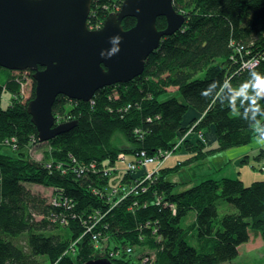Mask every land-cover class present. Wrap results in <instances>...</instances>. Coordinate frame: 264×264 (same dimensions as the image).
I'll return each mask as SVG.
<instances>
[{
	"label": "trees",
	"instance_id": "16d2710c",
	"mask_svg": "<svg viewBox=\"0 0 264 264\" xmlns=\"http://www.w3.org/2000/svg\"><path fill=\"white\" fill-rule=\"evenodd\" d=\"M107 3L93 0L96 13L89 17V25L96 27V21L107 18L109 12L103 8ZM174 5L186 15V23L163 38L141 75L130 82L103 87L86 102L59 95L53 106L55 124L78 123L49 140L54 149L45 161L29 158L28 153L40 145L28 112V102L35 97L33 70L27 69L33 78L27 99H23L13 76L7 84L0 83V264H40L39 257H46L52 264H84L96 257L95 244L98 246L90 233L81 237L85 221L92 215L96 220L93 233L104 231L103 226L109 224L105 230L111 239L109 249L133 247L135 235L139 241L140 235H147L146 241L155 244L157 237L156 257L144 264H220L237 257L252 234L264 241V179L250 185L232 177L206 179L186 190H176L175 182L167 179L166 168L162 167L153 175L154 180H145L146 192L139 189L113 205L112 178L132 186L146 173L144 169L130 173L118 168L117 164L126 162L119 153L126 154L130 161L141 150L148 155L170 150L178 135L194 123L195 130L215 128L217 150L252 143L264 135V115L257 117L255 110L238 99H250L256 106V96H248V81L251 73H264V0H174ZM135 23V17L123 20L125 28ZM157 25L166 28V18L158 17ZM253 58L258 64L247 67ZM22 73L23 81L27 80ZM7 88L9 98L4 95ZM170 90L171 97L162 99ZM258 106L264 107V99ZM117 132L130 142L126 148L113 144ZM121 141L116 139L117 144ZM4 146L13 148L11 154ZM263 153L264 144L256 155L258 159H264ZM92 160L102 167H112L111 173L104 176L92 169L81 173V161ZM120 170L125 179L118 174ZM115 172L117 176L113 177ZM25 182L56 189L54 195L61 191L70 199L72 209L53 206ZM157 197L162 198V204L157 203ZM137 199L147 201V206L141 203L129 208ZM220 199L231 203L236 212L220 216ZM192 210L197 213L196 245L189 241L192 228L181 226ZM148 221L151 229L141 232L140 227ZM24 234L28 236L26 249L13 240ZM133 254L124 251L110 257L116 264H132Z\"/></svg>",
	"mask_w": 264,
	"mask_h": 264
},
{
	"label": "water",
	"instance_id": "95a60500",
	"mask_svg": "<svg viewBox=\"0 0 264 264\" xmlns=\"http://www.w3.org/2000/svg\"><path fill=\"white\" fill-rule=\"evenodd\" d=\"M93 0H0V66L33 70L35 97L28 112L40 141H49L78 121L55 124L53 106L59 95L90 101L107 86L134 80L164 37L181 30L186 15L174 0H123L102 28L92 30L88 18ZM166 18L160 29L158 17ZM135 17L125 28L123 20ZM119 35V51L111 54L109 38ZM102 53H104L102 55ZM84 264H116L96 256Z\"/></svg>",
	"mask_w": 264,
	"mask_h": 264
},
{
	"label": "rangeland",
	"instance_id": "374dc122",
	"mask_svg": "<svg viewBox=\"0 0 264 264\" xmlns=\"http://www.w3.org/2000/svg\"><path fill=\"white\" fill-rule=\"evenodd\" d=\"M117 0H108V3H112ZM23 71H11L8 69L2 68L0 69V83L7 84L8 81L11 80L13 76V80L17 81L18 84H20V92L23 94V99H27L33 89V78L28 73L29 71L24 70L27 76V80L23 81ZM16 76V77H15ZM17 78V79H16ZM20 78V79H19ZM26 79V78H24ZM6 86V85H5ZM8 88L5 90L4 95L9 98L11 94L9 93ZM116 94V92H115ZM180 94V93H179ZM25 97V98H24ZM163 99L166 98V96L162 97ZM22 100V99H21ZM93 100V99H91ZM3 105L6 106V102L3 101ZM70 108V107H69ZM200 116V120H201ZM63 118V117H61ZM61 120V119H60ZM196 123L193 124L192 128L182 132L183 135H178L179 142L182 141V145L179 146V148L172 152L171 156L165 161V165L168 167H165L164 173L167 174V179L172 180L175 182L176 190H186L191 187H187L188 184L186 180L179 179V173L181 171H187L189 170V179L192 182H195L196 184L206 180V179H217L220 180L222 178L226 177H232V178H239L243 181L245 185H250L254 181L263 180L264 179V159H258V156H253L254 151V144L248 143L244 145H238L235 147H231L225 150L218 149V142L215 141L213 143L208 135L207 131L202 130H195ZM217 138V135H216ZM116 139H122V141L117 144ZM50 141H40V145L30 148L29 158H36L39 160H46L49 158L47 154H52V150L54 149V144L49 143ZM113 144L115 146H119L120 148H126V144H130L126 140L125 135L117 132L113 136ZM184 145V147H183ZM5 150H7V153L11 154V149L8 148L10 146H4ZM102 151V150H101ZM27 153V154H28ZM179 154H183V156L190 157L188 160L185 159V161H181L179 163ZM264 155V153L262 154ZM248 156V157H246ZM253 157V158H252ZM178 158V159H177ZM176 160L175 163H172L169 165L170 160ZM178 162V163H177ZM188 162H195V165L191 167H186L180 169L183 165L189 164ZM155 165V168L157 167V163H151ZM163 164V166H164ZM153 165L149 166V170H151ZM191 168V169H190ZM161 169V168H160ZM137 169L133 171L134 173H137ZM160 171V170H159ZM118 172H115L113 177L117 176ZM120 177L123 175L125 179V173L124 171H120L118 173ZM143 176V174H142ZM122 178V177H121ZM127 180V178H126ZM111 182L113 184H116V181L114 178L111 179ZM120 182V180H119ZM117 182V183H119ZM195 184V185H196ZM25 185L30 188L33 192L42 194L43 196L47 197L49 200L51 199L53 189L50 187L38 184V183H31V182H25ZM194 186V185H193ZM127 186L125 185V188L120 196V199L127 198ZM119 196V195H118ZM116 197V196H115ZM117 200V197L115 198ZM138 200V199H137ZM145 202V201H144ZM134 203V202H133ZM143 203L142 200L139 201V204ZM133 207V206H132ZM217 207L219 210V215L224 216L225 214H232L236 212V208L229 203L227 200H218L217 201ZM196 217L197 213L196 210H192L186 217L182 219L181 226L182 227H191V235L189 236V241L191 244L196 245L197 243V230H196ZM66 235H68L66 233ZM138 236V235H137ZM146 236H144L143 241L140 243L139 239H136V235L133 237L134 245V251H133V257H132V264H144V258L149 256L150 259H154L156 257V254L159 250V239L156 237V244L155 243H149L146 241ZM79 239V238H78ZM14 242L26 249V244L28 240V236L26 234L19 236L16 239H13ZM116 240V239H115ZM146 241V242H145ZM117 244L120 243L116 240ZM97 251L95 252L96 256H105L107 253L109 257L111 256V239L105 238L102 241L97 243ZM128 245V244H127ZM73 244L71 245V247ZM126 245H122L120 247L121 253L116 254L117 256L122 255L125 249ZM110 252V253H108ZM127 252V251H126ZM149 259V260H150ZM39 263L40 264H52L51 262H48V259L46 257H39ZM56 264V263H53ZM128 264V263H124ZM130 264V263H129ZM220 264H264V241L260 235H251V240L247 243H244L240 247V252L237 257H235L232 260L222 262Z\"/></svg>",
	"mask_w": 264,
	"mask_h": 264
},
{
	"label": "built area",
	"instance_id": "2783aa9c",
	"mask_svg": "<svg viewBox=\"0 0 264 264\" xmlns=\"http://www.w3.org/2000/svg\"><path fill=\"white\" fill-rule=\"evenodd\" d=\"M122 4H123V0H117V1H114L112 3L104 4L103 8L105 9L106 13L107 12H109V13L117 12L121 9ZM92 11L93 12H92V14L90 13L89 17L93 16V15L95 16V13H96L95 9L94 10L92 9ZM105 20H106V18H105ZM105 20L96 21V23H98V25L96 27L91 25L92 24L91 22H88V26L92 30L100 29L103 27ZM89 23H91V24L89 25ZM249 53H251V52H249ZM249 53L247 52V55H250ZM257 64H258V61L256 60V58H253V60L248 63L247 67H252V66L257 65ZM181 144H182V141L179 142V140H178L176 142V144L170 150H160L155 155H148L145 150H141L136 154L137 157L134 160H130V161L126 160V154L119 153L118 157L120 159H123L124 161H126V162H123L126 165V168L123 170H127L130 173H133V171H135L137 169H144V170H146V173L143 174L142 178L135 179L134 180L135 184L132 186H128V184H125L123 181H120L119 183H116V184H112V189H111L110 193H111V196L114 197L113 205H116V204L120 203L122 200H124V198L120 199V196H121V194L125 188V185L127 186V189H128L127 197L134 194V193H138L139 189H140V193L146 192L148 189V186L144 183L145 180H147V179L154 180L153 175L158 173V171L160 170V168H162L165 161L171 156L173 150L175 151ZM151 163H157V167L154 168L152 171H149L148 165ZM81 164L83 166V168H81V171H80L81 173H83V171H86L87 169L95 170V173H101L104 176L109 175V173H111L110 169L112 167H108V166L102 167V166H100V164L96 160L95 161L92 160L90 162H82L81 161ZM48 166L51 167L50 164H48ZM54 191H56V189H54ZM54 191H53V194H52L51 199H50L51 204L55 207L57 206V207H64L65 209H67V208L72 209V204H71L70 199L68 200L67 197L61 191L59 192V194L54 195ZM115 196L117 197V200H115V198H116ZM156 199H157L158 204H162V202H161L162 198L161 197L160 198L157 197ZM139 201L140 200H135L134 203L129 208L133 209L134 207L140 205ZM142 204L144 207H146L147 201L143 202ZM172 206H173L174 211L176 212L177 209L175 208L174 205H172ZM94 216L95 215L89 216L88 220L85 221V230H84L83 234L81 235V237L90 233L92 241L95 243H98V242L102 241L103 239L110 237L109 235H107L105 233V230L109 227V224L103 226V228L105 229L104 231H102V232L99 231L97 233H93L92 230L95 228L94 225L96 222ZM149 225L151 226L150 221L146 222V224L141 226L140 227L141 232H143V230H145V229H151ZM156 232H157V230L153 228L152 233L155 234ZM144 236L145 235L142 234L139 236V238L143 240ZM78 240H80V238ZM125 249L128 252L134 251V248L131 246H126ZM72 251L74 252L75 249L73 248ZM111 251H112L111 256L118 254V253L119 254L121 253V250L119 248L116 250L111 249ZM149 259H150L149 256L145 257L144 262H148Z\"/></svg>",
	"mask_w": 264,
	"mask_h": 264
},
{
	"label": "clouds",
	"instance_id": "9594fccd",
	"mask_svg": "<svg viewBox=\"0 0 264 264\" xmlns=\"http://www.w3.org/2000/svg\"><path fill=\"white\" fill-rule=\"evenodd\" d=\"M91 10H92V8H91ZM90 13H91V11H90ZM121 39L122 38L119 35H116V36L109 38V43L113 45L112 49L110 50L109 55L115 54L116 52L119 51V44H120ZM103 54L104 53H102V55ZM19 71H24V70H19ZM248 83H249L248 96L249 97L256 96V98H257L256 99V106H253L252 101L250 99L245 100L244 97H238V99L244 100V103L247 107H249L251 110H255L257 117H259L260 115H264V107L258 106L259 101L264 99V88H257L256 87V85L264 84V73H260V72L251 73ZM208 88L211 89L212 85L209 84ZM201 95H204V90H202ZM206 98H208V97H206ZM228 99L230 100L231 96H229ZM225 102L227 103V101H225ZM229 107H231V105H229ZM260 140L264 141V135L260 136ZM53 191H54V189H53Z\"/></svg>",
	"mask_w": 264,
	"mask_h": 264
},
{
	"label": "crops",
	"instance_id": "0c3cea01",
	"mask_svg": "<svg viewBox=\"0 0 264 264\" xmlns=\"http://www.w3.org/2000/svg\"><path fill=\"white\" fill-rule=\"evenodd\" d=\"M261 88H264V85L261 87ZM172 94V90H170V92L169 93H165L163 96H166V98H169V97H171V96H168V95H171ZM162 96V97H163ZM165 98V99H166ZM163 99V98H162ZM193 115H196V113L194 112L193 113ZM207 132H208V135H209V138H210V140L213 142V143H215V141H217V138H216V130H215V128L214 127H212V128H210L209 129V131L207 130ZM253 142H255V144H254V148L255 149H253V150H255L254 151V154H253V156H256L257 154H259L260 153V148L262 147V145L264 144V141H261V140H255V141H253ZM252 142V143H253ZM189 157L188 156H186V158H185V156H183V154H179V160H177V161H179V163L181 162V161H185V159H188ZM253 158V157H252ZM178 159V158H177ZM175 161L176 160H174V159H172V160H170V162H169V165H171L172 163H175ZM178 163V162H177ZM189 164H185V165H183L180 169H182V168H186V167H193L194 165H195V162L193 163V162H188ZM150 165H153L152 166V168H151V170H153L154 168H155V165L154 164H150ZM117 167L118 168H120V169H125L126 168V165H125V163H123V162H120L119 163V165L117 164ZM163 168L164 167H168L167 165H165L164 164V166H162ZM149 168V167H148ZM190 168V169H191ZM121 171V170H120ZM189 170H187V171H181L180 173H179V179H183V180H186L187 181V187H192L193 185H195L196 183L195 182H192V179L191 180H187V179H189V172H188Z\"/></svg>",
	"mask_w": 264,
	"mask_h": 264
},
{
	"label": "bare ground",
	"instance_id": "6f19581e",
	"mask_svg": "<svg viewBox=\"0 0 264 264\" xmlns=\"http://www.w3.org/2000/svg\"><path fill=\"white\" fill-rule=\"evenodd\" d=\"M185 23H186V20H185ZM185 23H184V24H185Z\"/></svg>",
	"mask_w": 264,
	"mask_h": 264
}]
</instances>
